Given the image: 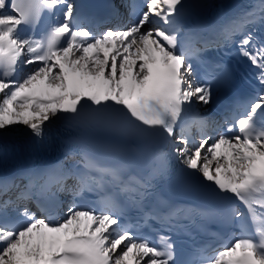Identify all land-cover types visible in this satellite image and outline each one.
Listing matches in <instances>:
<instances>
[{
	"label": "snow or ice",
	"instance_id": "snow-or-ice-1",
	"mask_svg": "<svg viewBox=\"0 0 264 264\" xmlns=\"http://www.w3.org/2000/svg\"><path fill=\"white\" fill-rule=\"evenodd\" d=\"M204 6L120 0L97 31L77 0H0V138L23 125L47 148L53 120L79 130L58 162L0 175V264H196L150 235L203 215L165 199L194 185L240 230L199 264H264V0L212 25ZM210 51L256 70L253 94L220 119L198 106L232 93L236 71ZM60 194L71 199L56 218ZM88 195L95 207L77 203Z\"/></svg>",
	"mask_w": 264,
	"mask_h": 264
},
{
	"label": "rangeland",
	"instance_id": "rangeland-1",
	"mask_svg": "<svg viewBox=\"0 0 264 264\" xmlns=\"http://www.w3.org/2000/svg\"><path fill=\"white\" fill-rule=\"evenodd\" d=\"M21 126H23V125H17V126H14V127L10 128V130H11L12 132H15V131H16V132H19Z\"/></svg>",
	"mask_w": 264,
	"mask_h": 264
},
{
	"label": "bare ground",
	"instance_id": "bare-ground-1",
	"mask_svg": "<svg viewBox=\"0 0 264 264\" xmlns=\"http://www.w3.org/2000/svg\"><path fill=\"white\" fill-rule=\"evenodd\" d=\"M23 128V126H21L20 127V129H22ZM12 131L9 129V131L2 137V138H0V139H6V138H8L9 136H11L12 134H10Z\"/></svg>",
	"mask_w": 264,
	"mask_h": 264
}]
</instances>
